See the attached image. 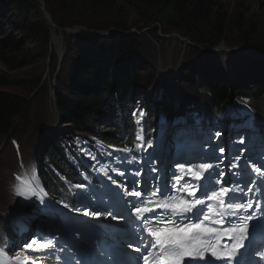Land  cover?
<instances>
[{"label":"trees","instance_id":"obj_1","mask_svg":"<svg viewBox=\"0 0 264 264\" xmlns=\"http://www.w3.org/2000/svg\"><path fill=\"white\" fill-rule=\"evenodd\" d=\"M5 1L22 21L19 24L11 22L0 0L1 65L18 70L29 65L33 56L41 57L46 53L56 65V56L48 49L51 28L39 4L35 0ZM245 1L239 0L240 3ZM43 3L56 27L85 29L75 35L64 34V38L78 45L74 48L77 53L68 67L69 81L60 79V75L55 78L58 89L55 92L56 111L70 140L79 134L96 138L105 147L112 146L120 151L128 147L137 158L135 112L143 116L145 142L149 144L160 124L161 101L169 102L167 79L161 75L154 89L155 104L138 109L140 96L151 86L155 75H149L146 83L144 78L138 77V68L144 63L142 41L115 17L117 7L141 13L143 26L158 24L163 35L176 34L188 40L189 43L183 44L177 36H168L169 42L179 43L177 48L185 51L184 61L190 63L193 70L197 69L204 79L195 81L193 74L179 79L180 89L175 85L173 90L179 113L199 104L203 115L196 112L195 119L212 122L226 110L231 93V110L247 105L255 116L264 118V36L258 35L259 30L239 15L236 18L238 34L234 38L225 36L226 17L215 12L219 0H43ZM141 27L136 26L138 31ZM108 31L107 35L98 34ZM221 42L229 49L235 46L242 49L235 54L220 53V56L215 51L212 55H203L194 50L188 60L191 46L213 49ZM72 47L67 43L68 55H72ZM191 84L196 85V89L189 90L186 85ZM9 86V80L0 75V89ZM36 89L35 84L32 92ZM27 109L24 97L0 90L2 140L18 137L17 123ZM46 131L44 135L38 132V153L43 159L38 182L47 195L68 203V182L79 179H74L75 169L66 161L67 141L51 137L48 129ZM195 147L199 148V142ZM60 175L66 177L67 183H61ZM0 221L4 223V219Z\"/></svg>","mask_w":264,"mask_h":264},{"label":"rangeland","instance_id":"obj_2","mask_svg":"<svg viewBox=\"0 0 264 264\" xmlns=\"http://www.w3.org/2000/svg\"><path fill=\"white\" fill-rule=\"evenodd\" d=\"M2 4L5 6L7 18L11 22H16L17 24H19L22 21L21 16H19L14 10H12L10 4L5 0H2ZM217 11L219 12V14H224L226 17L227 27L225 30V36L234 38L238 34V32L236 31V18L238 17V15L239 18L244 17L247 24H252L255 28H257L259 30L258 35L264 36V0H246L245 3H240L239 0H219L218 5L215 6V12ZM114 12L115 17L123 21L130 28L131 32L136 33V35H138L142 41L141 59L144 61V63L140 64V67L138 68V77L140 79L144 78L146 83L148 82L147 78L149 77V75H155V79L152 82L151 86L149 88H145V91L141 95L143 96V98L141 99L143 106H148L149 102H152V96L156 94L154 93L152 88L156 87V77L158 76L162 75L168 80L167 93L170 92V89H173V85L175 84L178 86V89H180V81L178 79H186V76L188 74H193L195 81H200V79L202 78L204 79V77L197 69L193 70V66H191L189 62V64H187L184 61L185 51L183 48H177L179 43H171L168 41V36H177L176 34L163 35L162 27H160L158 24H153L149 27H146L147 25L143 26V21L141 19L142 14H135L129 8L117 7V10H115ZM136 26H142L143 28L141 27L142 29L138 31ZM74 29L75 28L69 30ZM78 33L79 32L75 34ZM52 34L56 38L51 42L50 40L52 38ZM64 34L69 33H63L61 35V40H57L59 35L57 34V32H53L51 29L48 49L55 54L56 65H53V60L49 58L48 53L42 55L41 57L33 56L29 65L18 70L7 69L0 63V75L7 78L10 82V86L8 88L0 90L22 96L28 103V109L25 111L24 115L18 120L17 123L16 128L18 137L11 138L18 143V152H21L22 157H20L21 159H19L18 165L13 147L10 142L11 139L9 141L0 139V219L7 218L6 220L10 221L9 217H7V211L11 205L17 203V200L14 198L17 194L13 197V194L16 191V185L20 187V189H22L17 198L19 201L26 200L32 205H37V207L40 208L41 203L45 201V198L40 194L41 191L37 186H34L32 183H28L25 185L22 184L26 181L34 182L38 171V153H35V151L37 150V144L39 142V126L41 124H45L47 126V129L53 130L51 132L57 133L58 131V133H60V131L58 130V120L60 119H57L58 114L52 107L51 95H53V90L54 92L58 90L57 86L55 85V78L57 77V75H60V79L67 82L69 81L68 67L72 64L71 58L75 53H77L74 48L78 46L73 42L71 43L69 39L64 38ZM177 37L180 40V36ZM180 41L183 44L189 43L186 38L185 40ZM67 43H70L73 46L72 50L74 51L72 52V55H68L66 52ZM226 46L227 45L224 42H221L216 48H213L214 50L208 48L202 49L199 46H191L189 49L190 57L188 58V60L191 59L194 50H196L197 53L203 55L211 54L212 51H215V53L217 52L216 54L219 56L220 53L235 54L236 52L233 53L234 50H238V52L241 51V47L239 46H235L232 49H229ZM150 60L153 61V63L148 62ZM239 72H242V70L239 69ZM35 84L37 89L35 90V92H32V86ZM186 86L191 91L196 89L197 87L193 84ZM230 97L232 98L231 94ZM170 99H173L172 95ZM171 101H161L162 112L166 113L165 122L160 127L161 135L158 142L154 146L155 153L153 155L144 157L142 165L138 169V171L141 173L137 181L138 184L143 181L148 183L149 181L151 182L153 180V169H155V167L157 166V162L160 158L164 159L163 162H165L166 166L168 164H172L170 172H168L169 182H175L178 179V175L176 174L177 170L175 169L176 165H191L196 170H199L196 166V158L198 157V155L191 154L190 156H192L191 158L193 159L187 158L186 156H184V154H180L178 150H175L174 146L172 145V141L176 139V137L178 141L181 142L182 140L184 141L188 138L191 140H195L197 138L200 139V136L195 135V131H193L192 128H185L183 126V122L177 120L175 114L172 111L174 99ZM236 128H238V124H234L232 122L229 123V120H226L225 116H223L218 119L215 127L212 129L211 133H213V136L211 137L210 143L215 147L216 150L223 148L225 153L222 155V157H225L217 158L215 155H213L212 158L209 159V161L213 160L214 164L219 167L221 172L224 174L223 176L218 177V179H220L221 181H226V183L222 182L214 185L215 187L212 190H218L221 187H226L229 183L232 184L235 182V180L240 179V177L245 179L244 176L246 174H252L251 178L254 179L252 180L253 192L256 196L257 192L262 188V185L259 183L258 174L254 171V168H260V166L251 164L249 161L254 153L252 146L254 139L248 137L247 131L237 130ZM173 131L175 132L174 134ZM216 133H219L220 135L217 136ZM164 137H166L165 145ZM201 138L204 139V142L206 141L205 136H202ZM239 138H242L245 144H239L241 164L238 166L234 164V161L230 157H226V155L231 152L229 148L231 140H239ZM77 140L78 143L82 142V139L80 137H78ZM191 153L195 152L192 151ZM97 169L105 174L111 185L121 189V187L119 186V179L112 175L111 171H109V169L106 168L103 163H98ZM185 173H187L186 167ZM185 179L193 184L197 183L194 179H191L189 175H187ZM14 182H16V185ZM245 184L246 182L242 184V186H244ZM212 190L209 191V196L211 195ZM203 198L206 199V197L204 196ZM30 210H32V208H30ZM114 216L115 215L111 216V218L109 220L107 219L106 222H103L105 218L104 215H101L99 217L92 216L89 219L87 218L86 221L91 222L96 229H99L101 224L104 226L115 227V225L118 224V221L117 219L112 218ZM54 223H57V226L61 224L59 221V217L48 218V225ZM55 227L56 225H53L50 230L53 231ZM59 228L60 227L57 228L58 232ZM57 238V235L51 234L49 236V241H46L45 243L50 242L52 246L48 249L37 247L38 249H43V252H45L43 253L41 259H35L34 256L37 255H32V252H35L34 247L30 246L27 247V249H23V243H19V245L12 250L11 254L17 253L18 255H21L19 250H25L24 252H26L28 258L32 259L34 263L40 260L41 264H60L63 259L67 258V251L66 246L61 247L55 241V239ZM106 243L112 249V246L109 244V242L106 241ZM24 244L28 246V243ZM70 245L71 244H68V248H70ZM80 249L88 253L86 249ZM55 258L57 260L61 259V261H57L55 260ZM6 259L7 262H10V257H6Z\"/></svg>","mask_w":264,"mask_h":264},{"label":"snow or ice","instance_id":"obj_3","mask_svg":"<svg viewBox=\"0 0 264 264\" xmlns=\"http://www.w3.org/2000/svg\"><path fill=\"white\" fill-rule=\"evenodd\" d=\"M219 136V133H216ZM243 143V140L240 141ZM151 143L148 144V147H151ZM220 152L223 153L224 149L221 148ZM178 168H185L187 174L194 179L197 183L195 185L188 184L185 182L184 191L187 192L188 196L195 197V192L200 191L201 195L206 197L208 200H216L222 207H226L229 211L224 213H217V209L211 205L206 204L205 199L194 198L192 200L184 199L183 197H164L159 202L154 201H143L141 202V207L136 208L138 215H141L145 212H153L154 209L148 207V205L155 203L156 207L162 208L170 213H175L177 216H185L187 213H192L194 217L199 219L201 216L205 220L209 219L208 214L205 213V207L207 208L208 213L220 214L222 216L232 215L235 216L237 211L245 210L251 208L252 204L249 202L247 204H233L232 200L238 199L233 189L226 187H221L218 190L214 189L213 177H221L224 174L214 172L212 170L213 166L210 164H202L199 166L200 170H196L193 166L188 165H177ZM261 168H264L262 165L260 168H254V171L264 177V172L261 171ZM155 171V169H153ZM123 175V173H121ZM136 175H141L140 172H137ZM115 182V181H114ZM226 183V181H221L220 179L216 180V183ZM135 183V182H134ZM138 186V185H137ZM211 191V195L208 193ZM248 191H252L251 188ZM156 192H153V195H156ZM130 195L136 197L141 196V192L133 191ZM163 196V193L161 192ZM227 197L228 203L225 205L224 198ZM200 206V207H198ZM195 210V211H194ZM93 215L99 217L102 213L91 212L88 210L85 211V215ZM111 215V213H108ZM117 219V217H112ZM187 218V217H185ZM252 216L240 218V223L238 225H233L223 230H217L213 227L206 226L203 222L200 223H187L183 224L177 220L168 218L165 220H160L157 223L163 225V227H154L148 228L147 231L151 237L149 246L153 249H158L157 252H149L147 256H144V264H149L151 260L153 264H200V261H204V264H209V261H212V264H215L216 260H223L227 264L228 258H230L236 248L240 245V241L244 239V234L248 230L247 221L251 220ZM230 223V221H225ZM194 234H211L217 236H230L233 239H236V244L232 246L231 249L221 250L217 245L212 244L210 241L204 239H198ZM33 243H36L33 241ZM31 245H29L30 247ZM51 243H39L37 244L38 248L48 249L51 247ZM131 246V245H130ZM136 252H140V248L134 249ZM211 253L210 256L205 258L206 253ZM3 250L0 249V255H2ZM17 264H20L21 258L16 257ZM0 264H4V261L0 259Z\"/></svg>","mask_w":264,"mask_h":264},{"label":"bare ground","instance_id":"obj_4","mask_svg":"<svg viewBox=\"0 0 264 264\" xmlns=\"http://www.w3.org/2000/svg\"><path fill=\"white\" fill-rule=\"evenodd\" d=\"M181 173H182V171L180 172V174ZM177 182H178V184H177L178 186L184 187L186 180L185 179H179ZM107 185H108V188H111L110 189L111 198L114 202V206H115V209L118 213V216L122 220V227L127 229L134 237H137L140 239V243H141L140 247L143 246L144 248H148V247L150 248L148 237L143 239L141 236V233L137 231L141 225V220H140L137 212L132 209L131 204L128 200L126 201L122 198V196H123L122 191L118 190L116 187H113L110 184H107ZM70 221H72V220H70ZM59 231H60V228H59ZM62 234H64V233H62ZM78 238H79L78 236L75 237V239H78ZM105 264H112V263L106 262Z\"/></svg>","mask_w":264,"mask_h":264},{"label":"water","instance_id":"obj_5","mask_svg":"<svg viewBox=\"0 0 264 264\" xmlns=\"http://www.w3.org/2000/svg\"><path fill=\"white\" fill-rule=\"evenodd\" d=\"M38 4H39V6H40V10H41V13H42V15H43V17H44V19H45V21L47 22V24H49V26H50V28L52 29V31L54 32H57L58 33V35H59V37L57 38V40H61V35L63 34V33H69V34H75V33H77V32H79V31H82V30H84V29H81V28H75L74 30H69V29H62V28H58V27H56L53 23H52V20H51V18L49 17V15L47 14V12L45 11V9H44V5H43V3H42V0H35ZM103 35H107L108 33H109V31L108 32H101ZM52 39H54V35L52 34ZM238 51V50H237Z\"/></svg>","mask_w":264,"mask_h":264}]
</instances>
